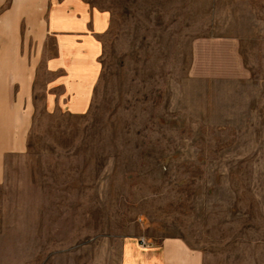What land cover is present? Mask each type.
<instances>
[{"label": "rangeland", "instance_id": "obj_1", "mask_svg": "<svg viewBox=\"0 0 264 264\" xmlns=\"http://www.w3.org/2000/svg\"><path fill=\"white\" fill-rule=\"evenodd\" d=\"M89 2L110 13L92 104L39 108L1 157L0 264H118L133 233L167 264H264V0ZM205 36L234 38L239 79L194 76Z\"/></svg>", "mask_w": 264, "mask_h": 264}, {"label": "crops", "instance_id": "obj_2", "mask_svg": "<svg viewBox=\"0 0 264 264\" xmlns=\"http://www.w3.org/2000/svg\"><path fill=\"white\" fill-rule=\"evenodd\" d=\"M109 26L110 13L89 0H0V159L25 150L39 108L87 114ZM236 43L229 37L197 39L193 64L203 72L194 76L236 78L224 76L239 68ZM138 239L135 233L122 237L118 264H167L166 246L144 249Z\"/></svg>", "mask_w": 264, "mask_h": 264}]
</instances>
